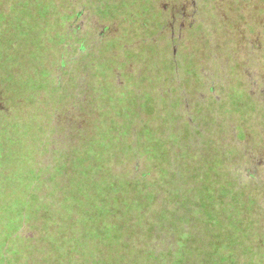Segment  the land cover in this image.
Masks as SVG:
<instances>
[{"label":"rangeland","instance_id":"obj_1","mask_svg":"<svg viewBox=\"0 0 264 264\" xmlns=\"http://www.w3.org/2000/svg\"><path fill=\"white\" fill-rule=\"evenodd\" d=\"M215 3L173 45L153 0H0V264H264V0Z\"/></svg>","mask_w":264,"mask_h":264},{"label":"flooded vegetation","instance_id":"obj_2","mask_svg":"<svg viewBox=\"0 0 264 264\" xmlns=\"http://www.w3.org/2000/svg\"><path fill=\"white\" fill-rule=\"evenodd\" d=\"M155 2V9L161 14L165 15V28L172 30L175 34V38L172 39V44L175 45L177 40V31L180 32L178 36L183 35L184 28L192 27L194 25V12L196 0H166L165 7H161L162 0H153ZM207 3V1H206ZM180 4V6H179ZM83 16V10H80L79 17ZM192 20V21H191ZM101 39H106L104 32H100Z\"/></svg>","mask_w":264,"mask_h":264},{"label":"trees","instance_id":"obj_3","mask_svg":"<svg viewBox=\"0 0 264 264\" xmlns=\"http://www.w3.org/2000/svg\"><path fill=\"white\" fill-rule=\"evenodd\" d=\"M198 3H200V2H202V1H204V3L207 1L208 3H210V2H212L213 3V6H214V4H217V3H215V0H196ZM216 6V5H215ZM201 21V20H200ZM203 23H204V21H202ZM195 23V22H194ZM103 40H105V39H103ZM101 38L100 39H98V41H103ZM264 47H258V49L257 50H255V51H253L252 53H250L248 56H249V58L250 59H252L251 57H253V54L254 53H257V51H260L261 50V52H264ZM253 50V49H252ZM257 56H256V58H253L252 60L254 61V63L256 64V65H261L262 64V57L260 56V54H256ZM215 93V91H210V93ZM256 175V170L255 171H253V173H251V174H249L248 176H250V177H254Z\"/></svg>","mask_w":264,"mask_h":264}]
</instances>
